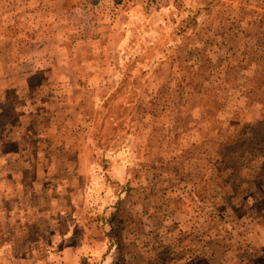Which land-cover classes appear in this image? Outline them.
Masks as SVG:
<instances>
[{"label":"rangeland","instance_id":"obj_1","mask_svg":"<svg viewBox=\"0 0 264 264\" xmlns=\"http://www.w3.org/2000/svg\"><path fill=\"white\" fill-rule=\"evenodd\" d=\"M263 98L264 0H0V264H264Z\"/></svg>","mask_w":264,"mask_h":264},{"label":"trees","instance_id":"obj_2","mask_svg":"<svg viewBox=\"0 0 264 264\" xmlns=\"http://www.w3.org/2000/svg\"><path fill=\"white\" fill-rule=\"evenodd\" d=\"M99 95L100 94L98 93V99L99 101L101 100L99 103L102 105V107H104L105 104H108L107 101H110L111 96H107L108 99L106 97V101L102 100ZM103 96L105 97V95ZM113 99H115V97ZM113 99L110 101V103L113 102ZM238 127L235 129V131L239 129ZM228 149L230 153L232 152L233 156L230 158L228 156L222 158L223 160H221L220 163L218 162V164H222V166H224L226 169H228L229 165L232 167L235 165L234 168L236 172V179H245L248 176V173H250V179L252 183L248 187L253 188L254 190L252 189V191L254 192H256V189L260 187H257L258 185L262 184L261 186H264V98L262 100V111L258 116L256 124L246 135L240 133L238 130ZM248 155L254 156L253 159H248L249 161L247 159H243V157L245 158ZM217 161L218 159L216 162ZM231 166L229 167L232 168ZM247 170L252 171L247 172ZM33 250L34 249L31 246L22 248V250L17 251L16 257L29 258L32 255L31 251Z\"/></svg>","mask_w":264,"mask_h":264}]
</instances>
